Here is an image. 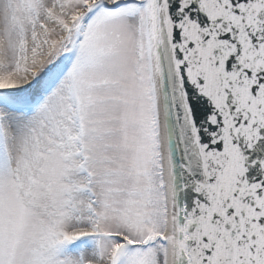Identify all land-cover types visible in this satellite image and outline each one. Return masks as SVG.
<instances>
[{
    "label": "snow or ice",
    "instance_id": "6c2138e0",
    "mask_svg": "<svg viewBox=\"0 0 264 264\" xmlns=\"http://www.w3.org/2000/svg\"><path fill=\"white\" fill-rule=\"evenodd\" d=\"M0 264H264V0H0Z\"/></svg>",
    "mask_w": 264,
    "mask_h": 264
}]
</instances>
